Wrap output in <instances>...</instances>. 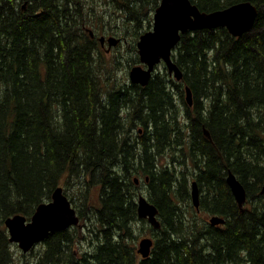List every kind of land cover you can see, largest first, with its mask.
<instances>
[{
	"label": "trees",
	"instance_id": "1",
	"mask_svg": "<svg viewBox=\"0 0 264 264\" xmlns=\"http://www.w3.org/2000/svg\"><path fill=\"white\" fill-rule=\"evenodd\" d=\"M159 1L0 0V264H264V0H191L202 11L250 1L258 14L240 37L225 27L182 34L172 54L178 82L159 65L145 85L115 78L124 61L139 63V30ZM91 27L122 34L125 47L107 61ZM202 135L204 145L193 143ZM229 171L244 185L241 207ZM134 174L144 189L151 177L161 223L147 226L146 258L137 253L135 225L145 220ZM192 180L200 211L225 223L186 215ZM57 186L95 216L86 220L96 224L91 250L77 256L57 231L36 259H19L4 219H29Z\"/></svg>",
	"mask_w": 264,
	"mask_h": 264
},
{
	"label": "water",
	"instance_id": "2",
	"mask_svg": "<svg viewBox=\"0 0 264 264\" xmlns=\"http://www.w3.org/2000/svg\"><path fill=\"white\" fill-rule=\"evenodd\" d=\"M257 14L256 6L249 1L236 2L212 11H202L191 0H160L154 9L151 28L143 32L136 42L139 61L147 64V68H142L140 65L133 66L129 72L131 81L146 84L154 65L161 59L166 63L169 73L176 80H181L182 71L171 58V49L179 40V32L225 27L232 36L240 37L252 27ZM99 40L102 45L105 37L101 36ZM106 40L108 46L116 45L120 41L115 36H109ZM185 99L189 103L192 102V92L188 86L185 88ZM226 181L236 203L241 207L246 200L244 186L233 173H229ZM261 193H264V182ZM190 195L194 206L198 207V190L194 182L190 188ZM157 212L158 208L154 203L142 194H138L136 201L138 218L145 219L154 227H159ZM208 221L212 225H217L224 222V219L212 215ZM78 222L79 218L61 186H57L52 191L49 201L35 207L29 220L22 214H14L5 219L10 234L9 241L17 242L24 250L34 242L43 240L50 231L65 229ZM152 245L153 240L150 237H143L138 241L137 252L146 258Z\"/></svg>",
	"mask_w": 264,
	"mask_h": 264
},
{
	"label": "rangeland",
	"instance_id": "3",
	"mask_svg": "<svg viewBox=\"0 0 264 264\" xmlns=\"http://www.w3.org/2000/svg\"><path fill=\"white\" fill-rule=\"evenodd\" d=\"M152 16V15H151ZM144 22L142 23L143 24V28L142 29H140L139 30V32H141L142 30L143 31H145V30H149L150 28H149V26L147 25V21L146 20H143ZM101 23H103V22H101ZM128 26H130L129 24H128ZM151 26H152V21H151ZM127 28H129L130 29V31H131V27H127ZM91 29H94L95 31H94V33L96 34V37H100V36H102V35H111V34H105V33H103L100 29H97L96 27L95 28H93V27H91ZM117 37L118 36H122V34L121 35H116ZM123 37V36H122ZM127 39H128V37H127ZM122 44H123V42H120V48H123V47H125V44H124V46H122ZM113 46V48L110 50V52H106V56H105V59L107 60V61H110L111 59H112V57H113V54H112V52H113V50L115 49V45H112ZM106 47V46H105ZM121 50V49H120ZM132 53H129L128 55H131ZM172 59H173V57H172ZM131 64L132 63H129V64H127L125 61L120 65V67H119V70H118V72H121V74H117V75H115V78H118L119 80H121V79H123V78H126L128 81H129V70H130V66H131ZM136 66L137 65H139L138 63H136L135 64ZM161 66H163V65H161L160 64V67ZM132 67V66H131ZM132 177H136V178H138L139 179V182H137V184H138V186H139V190H138V194H142V195H145V189L143 188L144 187V184H143V177H142V175L141 174H134V175H132ZM191 186V185H190ZM91 195H92V198L94 199V201L95 202H97V197L99 196V191H98V188L97 187H93L92 189H91ZM75 196V200H76V202L77 203H79L78 202V199H77V195H74ZM192 202V201H191ZM190 202V203H191ZM186 211V210H185ZM187 211H188V213H186V215L188 216V217H192V219H194V221L195 222H197V223H203L204 221H205V223H207L208 222V219H209V217H210V214H208V213H205V212H203V211H199V210H197V209H192V210H190V208L189 207H187ZM159 212V211H158ZM90 213H88L87 211L85 212V217H88L89 218V220L90 219H92L93 221H94V219H95V216L94 215H89ZM84 220H85V218H84ZM84 221L82 220V223H83ZM86 222V221H85ZM87 223V225H86V227L84 228V229H81V230H79V231H76L75 229H68V230H66L67 232H68V237H70V240H72V246H71V248L74 250V252L76 253V255H79V253H80V251L82 250L84 253H86V252H89L90 250H91V248L89 247V242H86V240H90V236H91V234L89 233V228L91 227V226H95L96 227V224L95 225H90L89 224V222L87 221L86 222ZM89 224V225H88ZM149 225V223L147 222V221H144V222H138L136 225H135V229L136 230H141L140 231V235H139V237L136 239V245H138V241L142 238V237H151L152 238V235L150 234V231H149V229H148V226ZM98 226H99V224H98ZM151 227L152 228H154V229H156V227H154V226H152L151 225ZM97 229H99V227L97 228ZM66 232V233H67ZM135 233V232H134ZM79 235H80V238H79ZM91 240H94V239H91ZM88 243V244H87ZM88 245V246H87ZM66 247H68V245L66 246ZM65 247V248H66ZM44 249H45V244H44V246H43V243L42 244H37L35 247H34V251L35 252H38V253H36V254H34L33 256L32 255H28L27 254V252L29 253L30 251L29 250H27V252H22L21 253V250H20V248H18V247H16L15 246V244L14 243H12V246L10 247V250L9 251H12L13 253H14V255L15 256H17L19 259H21V258H27L26 260H24V261H28V262H30L31 260H33V258H35V257H37L38 256V254L40 253V252H42V251H44ZM40 251V252H39ZM139 254V253H138ZM140 255V254H139ZM29 256V257H28ZM141 256V255H140ZM23 262V261H22Z\"/></svg>",
	"mask_w": 264,
	"mask_h": 264
},
{
	"label": "flooded vegetation",
	"instance_id": "4",
	"mask_svg": "<svg viewBox=\"0 0 264 264\" xmlns=\"http://www.w3.org/2000/svg\"><path fill=\"white\" fill-rule=\"evenodd\" d=\"M124 43H125V41H123ZM107 44V42H106V40L104 41V47H105V45ZM111 50V49H110ZM110 50L108 51V47L106 48V52H110ZM156 67V66H155ZM192 102H194V96H193V94H192ZM203 136V135H202ZM200 137V138H198V139H196V140H194L193 141V143H195V144H197L198 146H202V145H204V143H205V139H208V137ZM178 153H180V152H178ZM200 173V171H199V164H198V161L196 162V164H195V171H194V175L192 176V177H196L198 174ZM237 178V177H236ZM151 181V177H147L146 178V183H147V185H146V188H145V195L144 196H146V198L149 200V198L151 199V200H153V199H156V197H153V196H151L150 194H151V187H150V181ZM240 181V180H239ZM240 183L243 185V183L240 181ZM244 186V185H243ZM63 188V187H62ZM67 190V189H66ZM63 192L65 193V189L63 188ZM67 193L69 194V195H72L71 193H69V191L67 190ZM66 195V194H65ZM189 195H190V187H189ZM67 197V196H66ZM51 199V198H50ZM67 199L71 202V205H72V207L74 208V210H75V213L77 214V216H78V218H79V222L77 223V224H74V225H70V226H68L67 228H65V229H61V230H56V231H50L49 233H48V235L43 239V240H41V241H38V242H34L29 248H28V250L30 251L29 253H27L28 255H34V254H36V253H38V252H35L34 251V247L37 245V244H42L43 243V246H44V244H45V240L48 238V236L50 235V234H53L54 232H57V231H66V230H68V229H75V228H78L79 230H81V229H84L85 227H86V225H87V217H85V209H82V207L80 208L77 204H76V202L75 201H72L71 199H74L73 198V195L71 196V199L69 198V197H67ZM189 199H191V195L189 196ZM47 201H49V200H47ZM150 201V200H149ZM45 202V201H44ZM42 203V202H41ZM40 204V203H39ZM244 204H246L245 202H244ZM209 206V205H208ZM16 214H20V213H16ZM33 214V213H32ZM12 215H14V214H12ZM23 215V214H22ZM8 216H11V215H8ZM7 216V217H8ZM24 216V215H23ZM83 216V217H82ZM6 217V218H7ZM26 217V216H25ZM5 218V219H6ZM84 218H85V220H84ZM5 219H4V221H5ZM26 219H27V217H26ZM30 219V218H29ZM29 219H27V220H29ZM82 220L84 221L83 223H82ZM86 221V222H85ZM7 241H8V244H9V250H10V247L12 246V243H14L15 244V246L16 247H18V248H22V247H20V245L17 243V242H10L9 241V236L7 237ZM86 242H87V240H86ZM90 246H91V242H90ZM45 247H46V244H45ZM40 252V251H39ZM41 253V252H40ZM39 253V254H40ZM83 253V251H81L80 253H79V255H81ZM38 254V255H39ZM74 254H76L75 252H74ZM78 256V255H77ZM29 257V256H28ZM38 257V256H37ZM37 257H35V258H33V259H36Z\"/></svg>",
	"mask_w": 264,
	"mask_h": 264
},
{
	"label": "bare ground",
	"instance_id": "5",
	"mask_svg": "<svg viewBox=\"0 0 264 264\" xmlns=\"http://www.w3.org/2000/svg\"><path fill=\"white\" fill-rule=\"evenodd\" d=\"M250 2V1H249ZM252 3V2H251ZM253 4V3H252ZM254 5V4H253ZM257 8V7H256ZM258 10V9H257ZM153 13H154V11L152 12V16H151V18L153 17ZM216 28H218V27H216ZM202 29H207V28H202ZM212 29H214V28H212ZM251 29V27L248 29V31ZM196 30H201V29H196ZM188 31H194V30H188ZM187 31V32H188ZM247 32V31H246ZM184 33H186V32H184ZM184 33H182V32H179V34H180V37H181V35L182 34H184ZM245 33V32H244ZM243 33V34H244ZM242 34V35H243ZM180 37H179V40H180ZM179 40H178V42H179ZM178 42L176 43V45L178 44ZM176 45L174 46V48H172L171 49V58H172V54H173V52H174V49L176 48ZM113 48V46L111 45V46H108V51L110 50V49H112ZM137 49V48H136ZM139 58V57H138ZM174 60V59H173ZM142 68H147V64H145V63H142V62H140L139 61V63H138ZM160 64L161 65H163L164 67H165V69H166V71H167V73H168V75L171 77V78H173L175 81H180V80H176L170 73H169V71H168V68H167V66H166V63L164 62V60L163 59H161L158 63H156L155 65H154V67H153V69H152V71H151V75H150V78H151V76L153 75V73L156 71V69H155V66H156V68H157V66L159 65L160 66ZM134 66H136V65H134ZM133 67V66H132ZM131 67V68H132ZM131 68H130V70H131ZM130 70H129V72H130ZM150 78H149V80H150ZM129 81H130V83H134V82H132L131 81V78H130V76H129ZM136 84H140V83H136ZM140 85H142V84H140ZM145 85V84H144ZM187 104H192V102L191 103H189V102H187V101H185ZM207 134V133H206ZM229 173H233V172H231V171H229L228 172V174H227V176L229 175ZM227 176H226V178H227ZM137 179L138 178H136L135 177V180L137 181ZM195 183L196 184V181L195 180H192L191 182H190V185H192V183ZM264 182V181H263ZM263 182H262V185H261V189H262V186H263ZM226 183H227V181H226ZM227 185H228V183H227ZM228 187L230 188V186L228 185ZM190 188H191V186H190ZM231 190V189H230ZM232 192V191H231ZM260 193H261V190H260ZM143 194V193H142ZM261 194H264V193H261ZM192 200V199H191ZM198 202H199V192H198ZM191 204H192V206H193V208L194 209H197V210H199L200 211V208H199V204H198V207H195L194 206V204H193V202H191ZM77 215V214H76ZM214 215H216V216H218V217H221V218H223L224 219V217H222V216H220V215H217V214H214ZM9 218H12V217H9ZM156 218H157V220L159 221V227L161 226V223H160V220L158 219V212H157V214H156ZM223 223H225V219H224V222H222L221 224H223ZM4 225H5V227H6V224H5V221H4ZM159 227H156V228H159ZM6 229H7V227H6ZM7 232H8V236H10V234H9V231H8V229H7ZM87 242H89V247H90V240H87ZM88 244V243H87ZM88 246V245H87ZM20 250H21V253L22 252H27V250L28 249H26V250H24L23 248H20ZM150 252H151V249H150ZM28 253V252H27ZM149 255H150V253H149Z\"/></svg>",
	"mask_w": 264,
	"mask_h": 264
}]
</instances>
